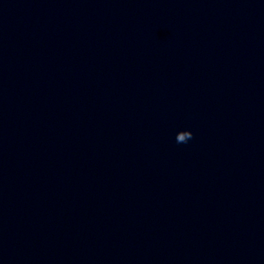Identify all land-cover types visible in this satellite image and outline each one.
I'll use <instances>...</instances> for the list:
<instances>
[{
  "label": "clouds",
  "instance_id": "9594fccd",
  "mask_svg": "<svg viewBox=\"0 0 264 264\" xmlns=\"http://www.w3.org/2000/svg\"><path fill=\"white\" fill-rule=\"evenodd\" d=\"M187 135H188V137H189L188 139H184V138L177 139V138L175 137L176 142H177V143H187V141L190 140V139L192 138L193 133L190 131V132L187 133Z\"/></svg>",
  "mask_w": 264,
  "mask_h": 264
}]
</instances>
